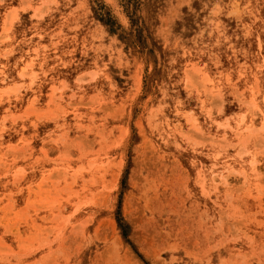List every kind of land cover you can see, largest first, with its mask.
<instances>
[{
	"label": "rangeland",
	"instance_id": "1",
	"mask_svg": "<svg viewBox=\"0 0 264 264\" xmlns=\"http://www.w3.org/2000/svg\"><path fill=\"white\" fill-rule=\"evenodd\" d=\"M0 264H264V0H0Z\"/></svg>",
	"mask_w": 264,
	"mask_h": 264
}]
</instances>
